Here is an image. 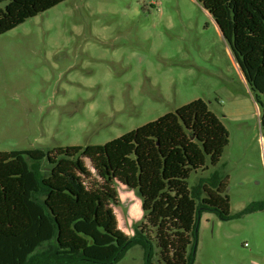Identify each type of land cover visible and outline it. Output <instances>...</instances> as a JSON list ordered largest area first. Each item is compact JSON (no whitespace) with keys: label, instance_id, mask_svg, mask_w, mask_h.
Instances as JSON below:
<instances>
[{"label":"rangeland","instance_id":"374dc122","mask_svg":"<svg viewBox=\"0 0 264 264\" xmlns=\"http://www.w3.org/2000/svg\"><path fill=\"white\" fill-rule=\"evenodd\" d=\"M198 99L230 143L188 186L199 205L206 179L226 180L231 218H197L191 264H264V209L241 215L264 201L258 109L202 0H66L0 35V153L105 145ZM39 168L48 175L46 161ZM115 187L119 228L137 236L141 202ZM146 234L150 253L134 242L113 264H159L154 233Z\"/></svg>","mask_w":264,"mask_h":264},{"label":"trees","instance_id":"16d2710c","mask_svg":"<svg viewBox=\"0 0 264 264\" xmlns=\"http://www.w3.org/2000/svg\"><path fill=\"white\" fill-rule=\"evenodd\" d=\"M64 1L0 0V35ZM202 3L259 105L264 144V0ZM229 143L225 125L198 99L105 145L0 153V264H113L134 242L150 253L148 230L159 264H191L197 218L214 212L229 220L231 214L226 180L206 179L199 205L187 181L218 165ZM42 161L48 175L41 174ZM118 184L141 202L146 223L137 236L119 228ZM262 209L264 201L253 202L241 215Z\"/></svg>","mask_w":264,"mask_h":264},{"label":"crops","instance_id":"0c3cea01","mask_svg":"<svg viewBox=\"0 0 264 264\" xmlns=\"http://www.w3.org/2000/svg\"><path fill=\"white\" fill-rule=\"evenodd\" d=\"M243 76H244V75H243ZM244 79H245V78H244ZM245 81H246V80H245ZM246 85H247V88H248V90H249V92H250L252 98H254L253 95H252V93H251V91H250V88H249L247 82H246ZM253 101H254V103H255L256 106H257V107H256V108L258 109L257 113H258V117H259V119H260V117H261V111H260L259 105H258L257 102L255 101V99H253ZM260 126H261V124H260ZM260 128H261V127H260Z\"/></svg>","mask_w":264,"mask_h":264},{"label":"water","instance_id":"95a60500","mask_svg":"<svg viewBox=\"0 0 264 264\" xmlns=\"http://www.w3.org/2000/svg\"><path fill=\"white\" fill-rule=\"evenodd\" d=\"M198 231V227L196 228V232Z\"/></svg>","mask_w":264,"mask_h":264}]
</instances>
